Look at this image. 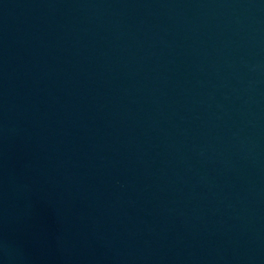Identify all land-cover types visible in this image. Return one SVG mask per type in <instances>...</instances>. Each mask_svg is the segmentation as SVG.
<instances>
[{
    "label": "water",
    "instance_id": "water-1",
    "mask_svg": "<svg viewBox=\"0 0 264 264\" xmlns=\"http://www.w3.org/2000/svg\"><path fill=\"white\" fill-rule=\"evenodd\" d=\"M0 264H264V0H0Z\"/></svg>",
    "mask_w": 264,
    "mask_h": 264
}]
</instances>
